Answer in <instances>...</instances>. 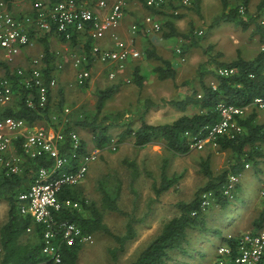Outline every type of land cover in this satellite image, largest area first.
I'll use <instances>...</instances> for the list:
<instances>
[{"label":"built area","instance_id":"1","mask_svg":"<svg viewBox=\"0 0 264 264\" xmlns=\"http://www.w3.org/2000/svg\"><path fill=\"white\" fill-rule=\"evenodd\" d=\"M134 1L159 11L171 2L177 1L188 6L193 0ZM128 2L129 0H33V11L29 17H23L8 8V0H0V66L4 63L8 67L7 73L0 72V176L20 174L26 168L29 169L25 179L26 188L16 195L18 210L21 214L28 215L33 224L39 225L41 250L56 262L61 261L63 243L72 245L93 241V234L84 231L75 220L56 218L57 211L81 208L79 199L61 196V193L66 187L76 186L86 176L90 162L99 157L104 147L114 150L118 142L109 137L104 145L84 147L79 133L73 129L66 130V120L58 121L60 115L53 124H30L22 117L5 113L16 98L17 88L25 91L24 101L28 106L43 109L49 103L52 88L57 85V74H44L43 52L32 57L29 66H14V61L20 50L31 43L30 31L53 30L67 41L82 37L89 39V57L86 53L72 55V65L77 69V84L86 83L91 78V65H85L89 61L92 63L97 60L109 77L115 76V68L123 69L127 56L133 50L129 41L118 30ZM236 7L241 14H245L241 1L236 2ZM160 26L154 16L146 14L139 22H132L127 31L150 33ZM105 35H109L112 46L101 45ZM58 67L61 68L62 64L59 63ZM233 71L234 67L217 68L221 75H229ZM249 104L255 108L264 106V96H255ZM73 109L70 105L62 106L60 112L63 119ZM215 109L218 115L214 121L202 126L195 134L184 132L189 149L202 148L207 144L215 145L217 137H234L243 131L244 127L239 119L244 117L245 105L219 101ZM244 165L247 167L249 163ZM261 178L259 193L264 194V173ZM238 180L237 173H228L222 184L223 194L231 198ZM214 199L213 190L203 191L201 210L204 211ZM33 229L32 224L26 227L27 231ZM226 237L228 238L216 247L215 264H264V226Z\"/></svg>","mask_w":264,"mask_h":264},{"label":"trees","instance_id":"2","mask_svg":"<svg viewBox=\"0 0 264 264\" xmlns=\"http://www.w3.org/2000/svg\"><path fill=\"white\" fill-rule=\"evenodd\" d=\"M222 10L216 15L209 24V27L218 26L222 22H232L240 26L243 30L251 28V34L258 35L260 41H264V0H256L255 10L249 12L248 4L250 0L241 1L244 5L246 15L241 14L237 7H228L231 0H220ZM196 4L197 0L193 1ZM254 3V4H255ZM254 6V5H253ZM196 11L197 6L195 5ZM154 10V9H153ZM156 11V10H155ZM159 12H161L159 10ZM169 14V13H168ZM174 14L170 13L168 18L164 21V29L162 35L188 37V34L183 33L175 27L169 18ZM263 17V18H261ZM74 39L68 40L73 41ZM195 39L194 43L197 44ZM85 52L89 57L90 42L86 39ZM44 57L49 54L47 43H44ZM144 54L147 58L157 60V65L153 66L158 78H170L174 80L176 70L169 58L163 57L156 52L154 44L148 39V46L144 49ZM43 57V58H44ZM72 57V56H71ZM72 59V58H71ZM218 66L234 67V71L229 75H221L216 71L210 70L211 78L216 82L215 86L212 81L204 80L205 71L196 69L195 77L197 83L192 84V80L184 79L175 86L185 87V94L182 98L161 99L162 103H169L179 110H185L188 106H197V111L179 115L172 121L161 123H150L144 119L145 112L152 106L159 105L160 102L155 101L149 97H145L142 103L141 111L137 112L140 123L138 126H132L133 119L125 124L121 130V136L132 135L135 145H144L155 139H163L166 147L175 153H184L189 150L188 140L184 136V132L195 134L205 124L214 121L217 118V111L215 106L219 101L234 103L238 105H248L255 96H264V49L259 50L253 58H244L239 50L236 58L231 61L214 60ZM72 62V60H71ZM91 61L85 63L90 65ZM45 76L50 73L47 68H43ZM77 71V69L75 70ZM133 82L141 88L143 76L139 73V66L136 65L133 70ZM75 83L77 84L76 80ZM79 85V84H77ZM86 83L80 86H86ZM17 88V86L15 87ZM116 86L110 85L108 87L97 89L95 113L88 120L87 116L75 118L70 116L66 121V130H76L79 125L90 127L94 132L93 141L96 145H104L109 138V128L105 125L109 116L99 114L101 113L105 101L115 91ZM17 97L14 99L12 105L6 108L5 113L22 117L30 124L36 119L48 118V112L51 107V92L48 98V105L43 109L32 108L24 101L25 91L17 88ZM19 95V96H18ZM58 108H62L63 93L60 91ZM15 104V106H13ZM75 109V108H74ZM256 108L249 112L245 117L240 118L239 122L244 129L237 133L234 137L222 135L217 137L216 148L219 150H230L233 155L232 161L219 171H215L211 167V153L208 152L199 159V167L203 176V180L193 188L192 195L189 199H179L176 201V206L180 210L178 215H174L166 220L160 231L155 234L145 246H143L136 256L127 264H166L171 260L172 252L177 254L186 253L188 229L193 226H203L204 211L200 208L201 193L206 190H213L214 202L218 206H224L229 202H233L239 195L241 187L240 174L244 173L246 160L251 161L253 171L259 183L261 181L262 171L264 169V150H262V143H264V122H256ZM134 115H136L134 113ZM109 121V120H108ZM111 122V121H109ZM35 124V123H33ZM83 146L87 147L85 140L82 139ZM205 148V147H204ZM168 158L162 159L160 179L158 184L153 182L152 187L156 195L161 191L167 190L179 179L182 178L183 172L174 171L171 174H166V165ZM123 163L132 169L131 181L138 174L136 162L132 159H123ZM233 172L239 175V180L236 184L234 195L230 198L223 194L222 184L226 180L228 173ZM29 169L26 168L21 174H14L10 176H0V199L7 203V217L0 225V264H81L80 252L83 246L80 244H65L61 245L62 257L61 261L56 262L52 260L41 250V238L39 233V225L32 223L28 215H23L19 212L17 206V193L25 189V179H27ZM150 176V171H146ZM102 193V203L105 208L115 210L127 217L125 222V229L122 234L112 232L108 225L103 221L102 210L97 206L95 201L85 200V197L80 195L79 190L74 187H66L61 196H71L74 199H79L81 206L88 210L87 216L83 215L79 209L72 211H57L55 216L57 219L66 218L75 220L79 223L84 231L97 232L102 230L109 234L117 245L108 248V253L112 259H116L118 252L124 251L125 244L136 236L134 222L141 221L143 217H135L132 213L121 208L117 203V196L119 194V184L115 190L110 193L108 189L104 188L102 184L99 185ZM192 211L195 213L192 214ZM32 224L33 230L27 231L26 227ZM264 226V204L255 217L252 219V228L260 229ZM38 230V231H37ZM33 233V235H32ZM35 237V240L32 237ZM228 237H223V240Z\"/></svg>","mask_w":264,"mask_h":264},{"label":"crops","instance_id":"3","mask_svg":"<svg viewBox=\"0 0 264 264\" xmlns=\"http://www.w3.org/2000/svg\"><path fill=\"white\" fill-rule=\"evenodd\" d=\"M255 2L257 3L256 0H250L249 1V4H248V11L249 12L255 10V6H256ZM32 3H33V0H8L7 5H8V8L12 12H14V14H16L18 16H23V17H29L31 12L33 11ZM138 4L139 3H137L134 0H129V2L127 3V5L125 7V14H124V17L121 21L120 28L118 29L120 35L129 41L133 50H131V52L127 56L125 67L123 69L122 68L121 69L115 68L116 74L113 77H109V76L105 75V77L109 78L107 80V84L105 87H108L110 85L116 86V89L112 93L111 96H113L116 92H118L117 90H118V88H120L119 83H123L124 80L129 81L130 79H131V81H133L132 80L133 70H134L136 65L139 66V73L143 76L142 86H141V88H139L134 82H131V83L126 84L125 89L126 90L128 89V90L133 92V90H135L134 87H136V89H137V97L136 98L137 99L140 95L142 96L144 94L143 95L144 98L149 97L155 101H158L157 100L158 97H168L169 96V95L166 96L165 95L166 93H164V91H163L164 85L166 87L172 86V85L174 86V82L179 83L184 79L192 80L191 81L192 84L197 83V79H196L195 74L193 72L191 74H188L187 76H185L183 79H181L179 81H176L177 80L176 76H175L174 80H172L170 78H165V79L158 78L156 72L153 70V66L157 65L158 61L154 60V59L147 58L144 54V49L146 48V46H148V39L154 44V47H155V50L157 53H159L163 57L169 58L172 61V65L176 70L175 75L178 74V71L181 70V67L185 68L186 70L190 69L193 71L194 68H192V66L197 63V61L194 58L193 52H199L200 51L199 53H201V56H202V52H203L205 57L201 59L200 63H197L196 69L200 68L201 70H204L205 71L204 80H206V81L210 80V82L212 81V85H214V86H215L216 82H214V80H212L213 78H211L210 70L216 71L217 68L219 67L218 65H216V63L214 61L215 59L219 60V61H226V62L231 61L234 58H236L238 50L244 58L250 59V58H253L259 50H261L262 46H264V41H260L258 39V35L250 34L251 30L249 32L247 31V29L243 30L240 26L235 25L232 22H222L218 25L217 28H216V26L212 27V28L209 27V24L212 21V19L216 15H218L220 13V11L222 10V5H221L220 0H197L196 4H194V2H193L191 7H189V8H187V6H185V5H182L181 3L171 2V3L167 4L165 9L160 10L161 12L155 11L153 9H150V8L142 5V7H144L145 9H148L149 11H154L155 13L160 15V17H164L163 22H162L163 28H162V30H159L160 32L159 31H152L150 33H145L143 31H138L137 34H132V33L127 31V28L136 19V17H134V19H132V18H133V16H135V13H137V12H135V7L138 8L137 11H139L140 5H138ZM195 5L197 6V9H198L197 11L195 9ZM235 6H236V2L234 0H231V2L228 4V7H235ZM212 8L214 9V11H211ZM168 13L174 14V15L170 16L169 18L171 19V21L173 22V24L175 25L177 30L188 34L187 38L186 37H178V36L164 37L162 35V31L165 27L163 23H164L165 19L168 18V15H169ZM192 13H194V16L197 14L199 16L204 17L202 22H204L205 24L202 26L206 27V29H204L205 32H208V31L210 32L212 29H214V31L212 30V34H211V37L213 35H215L212 37L213 39H216L220 35H223L226 38L225 39L226 40L225 48L229 47V50H230L229 53L225 54V51L223 49L214 51L212 49L210 43L208 42L211 38L210 39H201L200 42H202V44L199 42H197V44L194 43L195 39L197 41H199L198 40L199 37H194L190 34V30L192 28V24L190 23V21L188 22V20H190V19L184 20L185 17L186 18L187 17L188 18L194 17V16H191ZM245 14H247V13L245 12ZM199 30L203 31L202 28H200ZM246 31H247V34H246ZM30 36H31V43L29 45L24 46L20 50V52L18 53V55L16 56V59L14 61V66H18V65L29 66L32 57L36 56L40 52V50H42L44 52V43H47V45H48L49 54L43 58V61H44L43 68H47V70H49L50 72H54V74H56L57 71L60 70L58 67L59 63H61L63 65V67L67 66L65 68V70L70 67V64L67 63L68 60L69 61L72 60L71 56L73 55V54L71 55L70 52H67V49L70 45H73V44L78 45L80 47V50L82 51V52L81 51L80 52L86 53L85 52L86 49L84 48L85 44H86L85 43L86 39L84 37H82L78 40L74 39L73 41H67V40L62 39L53 30L30 31ZM134 38L135 39L141 38V40L143 41V44L140 42L141 43L140 48L143 49L142 51H140L139 49L137 50L136 49L137 47L135 45H133L132 42H133ZM247 40H249V41H247ZM180 44H182V46H183V48H182L183 54L180 52V50H179V52H180L179 54L178 53L174 54L173 51H176L175 50V49H177L176 46L180 45ZM101 45L103 47H108V46L113 45V42L110 39L109 35H105V37L101 41ZM197 46L199 47V50H198ZM247 46H249V47H247ZM208 50H210V52ZM184 55H185V57L188 56V59L190 58V61H188V63L185 66H182V64H181L179 67V63L181 61L183 63V60L185 59ZM90 67H91V71L93 73L92 66H90ZM102 68H103V66H102ZM0 72H5V73L8 72V67L6 68V65L4 63H2V66H0ZM103 73H105V69L103 70ZM56 76H57V85L58 86L56 85L51 90V107H50L49 112H48V118L40 119V120L36 119L35 122H33V123L53 124L54 121H56V119H58L59 115H60V117H59L58 121H60V122L65 121V120L67 121V119L69 117V115H68L66 119L65 118L63 119L62 113L59 112V111H61L60 110L61 108H58V106H57V104L59 102V98H60L59 94H60V91H62V89L59 85L58 74ZM92 77H93V74H92L91 78L89 79V81L87 82V85H86L87 87L92 86V83H91ZM98 79H101V78L99 77ZM147 79L152 80V82L150 84L151 87H153L152 92L146 91V85L150 81ZM133 85H134V87H133ZM76 86L80 89L84 88L83 86L81 87L80 85H77V84H76ZM105 87H103V88H105ZM176 87H181V86H176ZM97 89H102V88H97ZM184 91L186 92L185 89H184ZM185 92L183 93L181 90H179V91L174 92V93L176 94L177 98H182V97H184ZM17 94H16V97H17ZM111 96L106 99L105 104H107L106 103L107 101L109 102V99L111 98ZM169 98L171 99L174 97H169ZM161 99H163V98H161ZM139 101L141 102L140 103L141 108L140 107H137V108H138V111L140 112L142 109L143 100H139ZM62 102L65 104V102H72V101H70V99L67 100L66 96H63ZM63 103H62V106H63ZM75 103H76L75 104L76 106L80 105L82 103V100L80 99V100L76 101ZM105 104H104V107H105ZM161 104L162 103H159V105H156V106H152L145 112L144 119L147 122H150V123L168 122V121L174 120L179 115L186 113V112L179 113L175 117L169 116V115H167V113H165V115L161 116L160 112H161V110H163V109H160V111H159V107H162ZM124 105H126V103ZM13 106H15V104ZM172 107L175 109H178L174 106H172ZM254 109H255V107H253L252 104L246 105L244 117ZM185 110H181V111H185ZM255 111H256L255 121L256 122H264V106L256 108ZM134 112H135V110L134 111L130 110V111H128V113L127 112L124 113V115H127L129 117L133 116V120H134V118H136L137 120H135V121H138V123H136V125L134 126V127H136L139 125L140 119L138 118V115H134ZM186 114H189V113H186ZM133 123H132V126H133ZM84 127H85V125H79L78 126V129H80L81 134L84 133ZM80 133H79V135H80ZM121 133H122V131H120V134ZM83 136L84 135H80V137L85 140L86 145L88 147H89V145H91V147H92L93 146L92 137H91V139L90 138L88 139V138H85ZM128 136L129 137H123L121 141L124 144H128V145H130V147H134V148H131V149L130 148H128V149L121 148L116 153L113 154L112 159L113 160L116 159L118 161L122 160V163H123V159L129 158V159L134 160L136 162V165L138 168V174L135 176L133 181H131L132 169L124 163H123L124 167L122 165V168H120V169L118 168V174H119V172H121V173H120V176L117 175L118 176L117 178H120L121 182L119 183L118 179L116 180L119 183V187H120L119 194L117 196L116 201L121 208L125 209L126 211H128L130 213L133 212V215L136 214V215H134L135 217H137V216L142 217L143 216V219L141 221L144 222L145 226L150 225L149 228L147 227L144 230L140 229V232H142L143 234L144 233H147V234L152 233L155 235L160 231V229L163 225L162 222H165L170 217H172L174 215H178L180 213V210L178 209V207L175 204L176 201L179 199L187 200L190 197H187V196L186 197H180L178 195V194H180V192L177 193V192L172 191L173 186H171L167 190L161 191L158 195H156L154 190H153L152 184H153V182H155L156 184H158V182H159L162 159L168 158V160H169V156L173 157L174 156L173 153H175V152L168 149L166 147L164 140L161 138L152 140V141H150L144 145H135L133 136L132 135H128ZM151 144H153V146L155 145L157 148L151 149V147H150L149 153H148L147 163L143 162L141 155L139 156L136 154L135 156L130 158L126 154V153L132 154L134 152L135 148L137 150L141 151L143 148H145ZM102 159H103V155H101L100 158L98 157V158L94 159L93 161H91L89 164L86 176L83 179H81L79 181V183L76 185V188L82 194H83L82 188H84L83 184L85 183V181L89 177H91V176L95 177L96 176L93 173L95 172V170L97 168L100 167V163H101ZM246 162L249 163V165L247 167L244 166L245 170H244L243 174H240V176H241L240 181H241V179H243V176H245L246 174H249L250 177L252 179H254L253 181L255 183L258 182V184L260 185L259 180H257V177L256 176H255L256 178L254 177L255 173L253 171L252 164L250 167L251 161L246 160ZM173 164L174 163L171 162V160H170V162L168 161V163L166 165V174L169 175L176 170L175 166ZM113 169H114V165L107 169V170H111V172H110L111 177L115 176ZM146 171H150L151 175L149 176L146 173ZM97 175H98V173H97ZM250 182H252V181H250ZM97 183H98V181H97ZM117 185L118 184L113 186V189H112L113 191L115 190ZM241 188L242 187H240V189H239V194H240ZM240 196L244 197L243 194H241ZM253 197H255L254 200H256V198L258 196L256 194ZM100 198H102V197H100ZM238 198H239V196L236 197L235 200L237 201ZM85 200H87V199L85 198ZM254 200H253V202H251V205H250L251 209L249 208V210L247 212L248 214L252 212V208H255L252 206V204L254 205V203H255ZM79 210L85 216H87L89 214L88 210L83 208L82 206ZM209 211L210 210L208 209V213H206V211L204 212V220H206V218L208 217ZM258 211H259V208L256 207L255 215L258 213ZM255 215L252 217V219L255 217ZM160 218L161 219L164 218V219L161 220ZM252 219H251L250 223L245 224V226H246L245 229H247L249 227L252 228ZM159 220H160V222H159ZM141 221H138V222H141ZM134 228H135L136 235H137L138 231L136 229V225H134ZM199 229H200L199 226H193V227H190L188 229L186 253L180 254L181 256L178 257V259L181 261H184V260H186L185 258H189V259L193 260L195 263H197V262H200V260H201L199 255H204L205 259L203 261L201 260V262H204V264L205 263L206 264H215L216 250L214 251V253H215L214 254L209 250V248L207 246H203V242H202L203 239L201 237H199ZM247 230H250V228ZM234 233H236V232H233V233L227 232L224 236H222L221 240L223 239V237H226L227 235L234 234ZM32 235H33V233H32ZM32 239L35 240V237L33 236ZM81 254H82V252H80V257H81Z\"/></svg>","mask_w":264,"mask_h":264},{"label":"rangeland","instance_id":"4","mask_svg":"<svg viewBox=\"0 0 264 264\" xmlns=\"http://www.w3.org/2000/svg\"><path fill=\"white\" fill-rule=\"evenodd\" d=\"M175 3H177V1ZM192 4H193V1L191 5ZM138 5H140L139 11H137L138 8L135 7V12L137 13H135V16H133L132 18L134 19V17H136L134 22H139L143 18L144 15L150 14L154 16L161 25L160 28L156 31L162 30L163 28L162 22H163L164 17H160V15H158L154 11H149L148 9H145L144 7H142L141 3H139ZM191 5H188L187 8L191 7ZM211 11H214V9L212 8ZM191 16H194V13H192ZM185 19L186 20L190 19L188 20V22L190 21V23L192 24L190 34L194 37H199L198 38L199 43L202 44V42H200L201 39L211 38L208 42L210 43L214 51L223 49L225 51V54L230 52L229 47L225 48L226 38L223 35H220L216 39H213L212 37L215 35L211 37V34H212V30L214 31V29H212L210 32L204 31L206 27L202 26L205 24L204 22H202V20L204 19L203 16H199L196 14L194 17H191V18L185 17L184 20ZM217 27L218 26H216V28ZM200 28H202L203 30L201 33L198 32ZM250 29L251 28L249 27L247 31L249 32ZM247 31H246V34H247ZM137 33L138 32L132 33V34H137ZM140 42L143 44V41L141 40V38L139 39L134 38L132 43L133 45L137 47L136 48L137 50L139 49L140 51H142L143 49L140 48L141 47ZM176 48H179L180 52L182 53V48H183L182 44L177 45ZM175 50L176 51H173L174 54L180 53L179 51H177V49ZM198 50H199V47H198ZM80 51H81L80 47L75 44L70 45L67 49V52H70L71 55L81 54L82 51L81 52ZM208 51L210 52V50ZM40 52H43V51L40 50ZM199 52H193L194 58L197 61V63H200L201 59L205 57L203 52H202V56H201V53ZM188 61H190V58L188 59V56H187L183 60V63L182 61L179 63V67L181 64L182 66H185L188 63ZM67 63L70 64V67L68 69L65 70L67 66L63 67L62 65V67L59 68L60 70H58L56 73L58 74V81L62 89L63 96H66L67 100L70 99V101H72V102H65V104L63 103V106L70 105L75 108L73 109L71 114L69 113L70 116L73 115L75 118L77 117L83 118L84 115H86L88 117L87 119L89 120L91 116L95 113V102H96V91H97L96 89L105 87L107 84V80L109 78L105 77V75L107 74L103 73V70H102L103 65L97 60H94L90 64L93 70V73H92L93 77L91 81L92 86L91 87L83 86L84 88L80 89L76 86V83H75L76 68L72 65L71 61L68 60ZM197 63L192 66V68H194L193 71L190 69L186 70L185 68L181 67V70H179L178 74L175 75L177 79L176 81L183 79L185 76H187L188 74H191L192 72L195 74ZM99 77L101 79H98ZM147 80H150V79H147ZM207 81H210V80H207ZM131 82L133 81H131L130 79L129 81L124 80L123 83H119L120 88H118L117 90L118 92H116L113 96H111V98L109 99V102L108 101L106 102L107 104H105V107L103 108L102 112L99 114L100 116L102 115L109 116L108 120L111 122L107 120V122L105 121V125H107V128H109V137L115 138L116 141L118 142L117 148L112 150L110 147H104L103 152L99 155V158L101 155H103V159L100 163V167L97 168L95 172L93 173L96 176L95 177L91 176L85 181V183L83 184L84 188H82L83 194L79 191L80 195L85 196V198L88 201L92 199L93 201L96 202V204L102 210L103 221L108 225L109 229L112 232L118 233V234H122L124 232L125 222L127 220V217L122 215L118 211L110 210L104 207V204L102 203V200L100 198L102 194H101L99 185L102 184V186L108 189L110 193L113 192L112 190L113 186L121 182L120 178H117L118 177L117 175L120 176L121 172H119L118 174V168L119 169L122 168L123 163H122V160H119V161L116 159L113 160L112 156L114 153H116L121 148L123 149L124 148L125 149L134 148V147H130V145L128 144H124L121 141L123 137H129L127 134L120 137V131L125 127V124L129 122L131 119H133V116L129 117L127 115H124V113L126 112L128 113V111L130 110L132 111L135 110L134 113L137 115V112H138L137 107L141 108V105H140L141 102L139 100L144 99V96H143L144 94L142 96L140 95L138 99L136 98L137 89L136 87H134V85L133 87L135 90H133V92L128 89L127 90L125 89L126 84L131 83ZM151 82L152 80H150L149 83L146 85L147 92L153 91L152 89L153 87H151L150 85ZM184 89L185 87H182V86L176 87L175 85L174 86L172 85V86L166 87L164 85L163 91L164 93H166L165 94L166 96L168 95L169 96L168 97H158L157 100L160 102L161 98H165V99H170L169 97L177 98L174 92L181 90L184 93L185 92ZM80 99L82 100V103L76 106L75 102ZM123 103L124 104L126 103V105H124ZM161 106L162 107H159V111L160 109H163L160 112L161 116L167 113V115L175 117L179 113H182V112L191 114L197 111V106H193V105L189 106L185 111L175 109L169 103H164V104L162 103ZM135 120L137 119L134 118L133 126H135L136 123H138V121H135ZM76 131L80 133V129L76 128ZM93 133L94 132L91 130V128L86 126L84 127V133L83 134L80 133V135H84L83 137L88 138V139L89 138L91 139L92 137V142L94 145L95 142L93 141V135H94ZM104 144H106V141ZM215 145L207 144L204 146L205 148L204 147L192 148V149L187 150L184 153H177V154L173 153L174 154L173 157L169 156V162L171 160V162L174 163L173 165L175 166V169H176L175 171L183 172L182 178L179 179V181L173 185L172 191L177 192V193L180 192V194H178L180 197H186V196L190 197L192 195L193 188L203 180V176H202V173L199 167V159L200 157H203L208 152L211 153V167L215 171H219L222 167L226 166L229 162L232 161L231 157H233V155L230 153V150H226V149L219 150L216 148ZM89 146L91 147V145ZM150 147L151 149L157 148L155 145L153 146V144H151L143 148L141 151L135 148L132 154H129V153H126V154L130 158L135 156L136 154L139 156L141 155L143 162L147 163ZM261 149L264 150V143H262ZM113 165H114L113 170H114L115 176L111 177L110 172L112 169L111 170H107V169ZM250 167H251V163H250ZM263 173H264V169L262 171V176H263ZM117 179L119 183L116 181ZM253 180L254 179H252L249 174H246L245 176H243V179H241L242 188L240 190L239 198L237 201L234 200L233 202H229L228 204L224 206H218L215 203H211L204 210V212L206 211V213H208V209L210 211H209V214L206 220L203 221V226L202 227L199 226L200 228L199 237L203 239L202 241L203 246H207L212 253H214L217 245L221 242L222 236H224L227 232H232V233L236 232L234 234H237L239 232L246 231L249 228L250 230L253 229L251 227L245 229L246 228L245 224L250 223L252 217L256 213V207L259 208L260 210L264 204V194L259 193L260 185L258 184V182L255 183ZM241 194H243L244 197H241L240 196ZM256 194L258 197L256 198V200H254L255 197L253 196H255ZM253 200L255 201L256 204L254 203V205L252 204V206L255 208H252V212L248 214L247 212ZM131 213L133 214V212ZM6 217H7V203L4 200L0 199V225L6 220ZM137 217H141V216H137ZM163 223L164 222H162V224ZM133 225H136L138 234L136 235L134 239L126 242L124 251L118 252L117 258L115 260L112 259L110 254L108 253V248L113 247L114 245H117L116 241L109 234H107L106 232H103L102 230L93 232L92 242H84L80 244L81 246H83V248L81 249L83 250V252L80 257L81 264H127L129 263L136 256L138 251L143 246H145V244H147L154 235L152 233L143 234L142 232H140V229L144 230L147 227L149 228L150 226V225L145 226L144 222L142 221L134 222ZM180 256H181L180 254L172 252V258L171 260L167 261L166 264H204V262H201V260L203 261L205 259L204 255H199L201 260L200 262H197V263H195L193 260L189 258H185L186 260L181 261L178 259V257Z\"/></svg>","mask_w":264,"mask_h":264}]
</instances>
